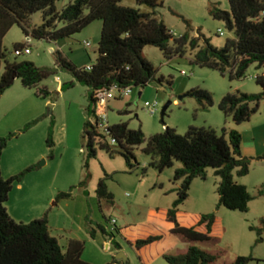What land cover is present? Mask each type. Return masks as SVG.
I'll return each instance as SVG.
<instances>
[{"label":"rangeland","instance_id":"1","mask_svg":"<svg viewBox=\"0 0 264 264\" xmlns=\"http://www.w3.org/2000/svg\"><path fill=\"white\" fill-rule=\"evenodd\" d=\"M73 1L58 0L55 8L60 12ZM121 5L143 13L152 11L146 6L136 4L134 0H123ZM213 7L229 11L227 0H162V6L156 9V17L172 35L180 36L188 31L191 37L200 36L199 45H205V41H208L211 47L220 49L226 40L232 39L233 36L223 21L211 17L209 10ZM41 22L40 12L32 14L29 18L30 29L39 26ZM100 31L101 22L96 21L81 32L57 42L37 41L30 37V54L19 57L14 56L15 45H25L26 38L17 26L7 32L2 40V49L7 61L30 62L51 73L37 86V89H46L49 92L45 99L35 95L36 89L22 87L18 79L11 85L10 88L19 86L28 96L20 107L18 116L24 119L35 118L16 131L3 132L0 137L15 133L26 124L36 121L26 132L35 134L31 141L35 159L39 149L44 156L34 164V172H39V175L28 174L22 181L25 180L28 184L32 180L38 182L39 177L42 189L55 187L59 193L70 192V198L62 200L68 202L67 207L52 206L57 202L55 197L48 205V210L42 214L47 215L50 235L58 241L62 249L65 248L69 237H75L84 242L81 259L89 264H111L119 253L124 255L128 264H142L133 246L115 236V243L121 248L117 250L112 240L102 234L97 225L108 231L113 228L109 223L112 219L118 227L139 225L149 210L171 208L176 199L175 190L180 186V182L173 179L174 171L182 165L174 162L171 168L158 173L148 166L150 157L142 151L145 143L133 150L135 162L132 161V169L128 168L124 158L118 154L117 147L112 148V154L97 149L94 158L86 159L82 132L84 123L91 119L86 112L90 105L88 88L76 82L70 73L54 69L52 52H60L77 69L88 68L97 57ZM83 42H90L91 47L86 48ZM194 52L187 48L183 57L166 60L158 49L145 47L142 56L154 67L155 78L163 77L165 81L170 80L171 84L166 86L165 83L160 85L152 81L144 88L134 87L132 94L124 99L111 101L107 112L108 125L126 123L131 130L140 129L146 139L162 133L165 127L175 129L180 135L184 134L189 126L210 127L218 133L222 128L237 131L241 136V155L250 160V166L248 174L243 177L237 176L236 171H233V179L245 186L253 198L248 205V211L241 213L217 207L220 178L214 174L213 169H207L205 180L192 181L188 198L179 206V210L192 214H214L220 219L222 237L218 242L194 244L200 250L216 255L213 264H230L238 256L252 258L248 264H264V232L259 242L256 232L250 230V227L258 228L260 219L264 217V195L258 196V191L264 185V98L259 103L258 111L240 125H235L230 117H225L218 110V103L226 93H261L262 89L256 84L255 78L264 75V70H257L253 65L242 80L230 81L217 71L192 64ZM3 68L4 63L1 62L0 75ZM70 82L73 83L72 87L61 89L63 84ZM195 88L212 95V107L201 109L194 98L186 95ZM144 102L158 104L154 116L144 107ZM168 102L170 105L163 118L165 127H162L160 114ZM3 111L0 112V131L7 128L12 120L9 119L10 115L2 117ZM49 132L53 142L52 148L46 145ZM20 135L11 139L2 153L0 170L4 179L24 170H21V161L23 156H29V153L23 155L21 150L17 151L12 147ZM107 141L109 142V138ZM17 142L23 145L22 141ZM101 179H104L107 191L112 194V202H98L96 189ZM82 182H85L83 186ZM20 183L14 184L5 206L18 209L20 217L26 220L34 213L15 189ZM87 216L95 230V239L88 235L85 221ZM33 220L23 223L27 224ZM58 228L63 231H58ZM106 242L109 244V250L105 249ZM185 246V243H179L173 255L183 252ZM153 264L167 263L163 259H157Z\"/></svg>","mask_w":264,"mask_h":264},{"label":"trees","instance_id":"2","mask_svg":"<svg viewBox=\"0 0 264 264\" xmlns=\"http://www.w3.org/2000/svg\"><path fill=\"white\" fill-rule=\"evenodd\" d=\"M57 1L0 0V66L1 62L4 63L0 75V96L16 79L22 87L36 89L37 97L45 99L49 96L46 89H37V86L51 72L30 62L6 60L2 40L14 26L21 29L25 38L57 42L81 32L93 22H101L97 57L90 70L77 69L60 52H52L54 69L70 73L76 82L88 88L90 105L86 112L90 118L94 113L92 106L98 90L113 84L144 88L152 81L170 86V80L155 78L154 67L142 56V51L147 46L158 49L166 60L183 57L189 48L195 51L192 64L217 71L230 81L242 80L253 65L257 70H264V0H227L229 11H221L216 7L209 10L211 17L223 21L233 36L220 49L211 47L208 41H205V45H199L200 36L191 37L188 31L180 36L172 35L156 17V9L162 6V0H134L136 4L150 8V13L122 6L123 0H74L58 12L55 8ZM36 12L41 13L42 22L30 29L29 18ZM24 46L17 44L14 50ZM255 82L261 87V93L248 95L238 91L229 92L218 103V110L225 117H230L235 125L248 121L258 111L259 103L264 98V75L257 76ZM72 86L73 83L70 82L63 84L61 89ZM186 95L194 98L201 109L213 106V97L205 90L191 89ZM166 111L163 116L160 114L162 127H165L163 118ZM35 123L36 121H32L19 131L0 137V159L8 142ZM82 136L87 160L95 157L97 149L112 154V148L117 147L118 154L124 158L128 168L132 169V161L135 162L133 150L145 143L142 151L150 157L148 166L158 173L171 168L174 162L182 165L174 171L173 179L179 181L180 186L175 190L176 199L171 208L149 210L145 220L139 225H114L110 231L97 225L100 232L112 240L117 250L121 248L115 243V236L135 248L142 264H153L157 259H163L167 264H213L216 255L200 250L194 244L218 242L222 237L220 219L214 214L183 212L179 210V206L188 198L192 181L205 180L207 169H213L214 174L220 178L217 207L241 213L248 211L253 198L245 186L233 179V171H236L237 176L243 177L248 174L250 166V160L241 155V136L237 131L222 128L218 133L210 127L189 126L180 135L175 129L165 127L162 133L146 139L140 129L131 130L126 123L110 126L107 134L102 135L88 119L84 123ZM46 145L48 148L53 147L51 132ZM35 170V166H31L8 179L2 177L0 170V264H89L81 259L84 242L68 240L62 249L50 235L47 215L27 224L16 223L9 217L5 208L9 193L15 183H20ZM84 184L82 182L81 186ZM70 195V192L59 193L56 201L69 199ZM262 195L264 185L258 191V196ZM96 196L98 202H112V194L107 191L104 179L98 182ZM85 221L88 235L94 239L95 230L88 216ZM250 230L256 232L257 241L260 242L264 232V217L260 219L258 228L250 227ZM173 237L188 245L186 251L179 255L162 253L154 256V246ZM251 260L250 257L238 256L230 264H248ZM111 264L128 262L125 258H114Z\"/></svg>","mask_w":264,"mask_h":264},{"label":"crops","instance_id":"3","mask_svg":"<svg viewBox=\"0 0 264 264\" xmlns=\"http://www.w3.org/2000/svg\"><path fill=\"white\" fill-rule=\"evenodd\" d=\"M15 82V81H14ZM13 82V83H14ZM140 97V96H138ZM28 98L27 94L21 90L19 86H14V88L7 89L1 96H0V112L3 111L2 117L9 116V119H12L9 124L7 125V128L1 129L0 136L3 134V132H13L18 130L23 124L28 122L29 120H32L35 117H27V118H20L18 114H20V107L25 102V99ZM210 126H212L210 124ZM35 134L33 132H26L22 133L17 141H22L23 145L18 144H12V147L16 148L17 151L21 150V153L23 155H26V153H29V156H23L21 164H23L22 169H26L31 166H35L34 164L44 156L42 151L39 149L37 153V158L35 159L33 149H32V138ZM14 143V142H12ZM18 172V171H16ZM39 172H32L29 175H36ZM39 175V174H38ZM29 177V176H28ZM28 179V178H26ZM37 181H33L31 183H27L25 180L22 181L20 184L16 186V190L19 193L20 196H22L24 203H27L31 206V210L33 211V215L31 217H27L28 219L24 220L23 217H20V214L17 212L18 209H12L5 206L6 211L9 215V217L14 222L23 223L28 220L38 219L42 216V214L45 213L46 210H48V205L50 204L51 200L55 199L56 195L59 193L55 187H52L50 189H42L40 187V181L39 177L37 178ZM194 182V181H193ZM192 184V183H191ZM8 203V200H7ZM64 203V204H62ZM68 202H62V200H58L56 203H54L52 206H60L64 205V207H67ZM18 220V221H17ZM145 220V219H144ZM58 231H63L61 228L57 229ZM108 231V230H107ZM69 240L76 239L75 237H69ZM95 239V237H94ZM79 240V239H76ZM179 243H184L177 237L169 238L166 240L161 241L157 245L154 246L152 253L154 256H159L162 253H167L170 255H173V252L176 250V247ZM186 244V243H185ZM185 250L181 253H178L176 255L182 254L186 251L188 245L186 244ZM105 249L109 250V244L105 243ZM176 252V251H175Z\"/></svg>","mask_w":264,"mask_h":264},{"label":"built area","instance_id":"4","mask_svg":"<svg viewBox=\"0 0 264 264\" xmlns=\"http://www.w3.org/2000/svg\"><path fill=\"white\" fill-rule=\"evenodd\" d=\"M222 34V32H221ZM30 38H26L25 46L22 49L14 50V56L19 57L21 55L30 54L29 43ZM83 45L86 48L91 47L90 42H83ZM90 70V67L86 68ZM184 75L185 73L182 72ZM133 92V87H121L117 84H113L108 88H104L95 92L94 95V103L92 106L93 116L90 119V122L95 125L98 132L102 135H106L109 129L108 120H107V112L109 108V103L113 100L124 99L125 97L131 95ZM144 107L149 111V113L154 116L158 110V104L156 102H144ZM112 227L115 225V220L109 221ZM112 230V229H111Z\"/></svg>","mask_w":264,"mask_h":264},{"label":"water","instance_id":"5","mask_svg":"<svg viewBox=\"0 0 264 264\" xmlns=\"http://www.w3.org/2000/svg\"><path fill=\"white\" fill-rule=\"evenodd\" d=\"M141 94L139 93L138 96H140ZM170 105V102H168L161 110V114L163 116V114L165 113L166 109L169 107ZM44 164V162H43ZM117 259H122V258H125L124 255L122 253H119L117 256H116Z\"/></svg>","mask_w":264,"mask_h":264}]
</instances>
